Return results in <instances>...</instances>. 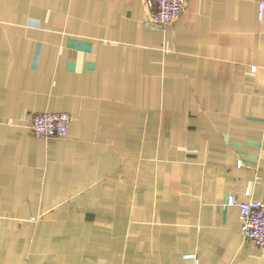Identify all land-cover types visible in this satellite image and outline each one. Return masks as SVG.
Instances as JSON below:
<instances>
[{
	"label": "crops",
	"instance_id": "1",
	"mask_svg": "<svg viewBox=\"0 0 264 264\" xmlns=\"http://www.w3.org/2000/svg\"><path fill=\"white\" fill-rule=\"evenodd\" d=\"M260 2L0 0V264H264Z\"/></svg>",
	"mask_w": 264,
	"mask_h": 264
},
{
	"label": "built area",
	"instance_id": "2",
	"mask_svg": "<svg viewBox=\"0 0 264 264\" xmlns=\"http://www.w3.org/2000/svg\"><path fill=\"white\" fill-rule=\"evenodd\" d=\"M148 14L156 23L167 24L173 22L183 10L189 0H145ZM264 2H260L259 17L262 18ZM74 119L67 111L37 112L32 119L33 132L45 137L66 136ZM228 203L237 204L240 208L239 219L244 237L252 239L258 246L264 248V198L260 200L239 201L234 194L228 198Z\"/></svg>",
	"mask_w": 264,
	"mask_h": 264
}]
</instances>
